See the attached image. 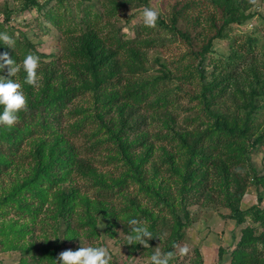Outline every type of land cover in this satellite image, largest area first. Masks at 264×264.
Masks as SVG:
<instances>
[{
    "label": "trees",
    "instance_id": "16d2710c",
    "mask_svg": "<svg viewBox=\"0 0 264 264\" xmlns=\"http://www.w3.org/2000/svg\"><path fill=\"white\" fill-rule=\"evenodd\" d=\"M96 1L90 0L89 5L83 6L80 3V10L74 11L68 6L67 0H59L60 7L64 8L63 15L57 13L55 5L43 10L44 5H40L37 0L25 1L24 9L38 6L44 18L64 33L61 37V54L39 51L29 34L23 32L17 36L14 29L8 31L6 26L12 18L10 13H6L4 21L0 20V32L8 31L16 40L15 49L0 45V53L7 52L18 63L29 52L41 58L37 84L23 85L27 97L26 108L18 114V120L12 127L0 125V177H7L12 170L15 175L8 178L21 175V181L7 190L4 197H0L1 211L5 215L11 211L24 214V210L31 207L36 219L37 211L51 200L53 212L50 211V217L55 224L54 234L64 230L65 236L72 225L79 230L87 226L88 230H95L92 215L100 211L95 200L91 199L95 203L93 205L83 196L82 203H78L80 208H75L77 203L73 207L72 199L77 192L73 193L62 182L71 173L79 176L90 173L93 163L98 161L96 156L103 157L99 158L101 163L115 166L123 161L122 168L126 166L131 172H137L149 159V153L144 154L141 150L142 138L150 137L148 127L154 125L150 120L154 117L161 122L158 126L155 123L158 127L155 138L174 143L169 149L162 144L161 150L167 158L176 150L177 156L181 158L180 165L170 162V172H175L172 174L176 176L175 180L181 177L182 186L169 188L163 202L168 207L180 204L185 220L178 213L176 232L168 236L166 251H172L183 235L178 233L179 229L187 226L189 220L185 192L194 190L192 195L202 194L206 201H217V197L230 209L229 216L238 224H244L249 219L252 224L260 223L261 230L247 223L241 228L238 240L234 241L235 247L230 250L222 247L219 250L220 255L231 251L230 264H245L248 261L257 264V243L264 242V206L260 204L264 199V172L258 174L249 156L264 145L263 119H260L264 113V57L254 53L258 45L257 38L246 36L238 47L234 40L233 51L226 61L212 58L210 71H196L200 77L207 73L208 82L201 83L200 91L196 92L192 85L183 87L184 82L191 80V74H186L185 80H179L172 87L170 84L176 81L173 78L180 79L181 76H174L161 58L157 59L160 69L148 73L149 69L144 63L145 50L141 48L144 43L141 35H149L161 27L189 45L194 38H200L203 41L200 48L188 52L203 59L211 50L212 39L201 32L193 38L187 30L178 29L176 21L180 12L177 14L175 11L171 14L170 22L160 17L155 27L143 25L136 29L132 39H125L122 30L114 28L113 20L115 12L124 3L110 0L103 3L102 9L101 1H98L99 4ZM210 2L224 16L221 24L213 19L214 23L222 25L216 35H222V29L229 23H242L255 15L253 11H246L256 0ZM189 4L187 1L182 6V12L188 9ZM215 9L211 11L212 14ZM66 20L68 26L64 30L62 25ZM39 24L46 29L41 21ZM105 30L108 32L102 33ZM153 40L148 39L146 44ZM262 48L264 56V44ZM48 55H52L53 59L43 60ZM5 69L7 72L4 76H7L8 68ZM137 70H145L148 74L138 81L135 78ZM24 75L21 70L16 78L23 82ZM208 89L214 92L206 98L203 94ZM183 91L187 92L186 97ZM223 97L225 99L219 103L218 100ZM84 98L90 99L86 106L79 102V99ZM182 98L188 99L189 103L198 100L186 108L190 113L186 117L190 128L173 126L179 116L177 107ZM236 98L241 104L235 102ZM216 105H224L225 108L221 106L214 110ZM233 106L236 107L235 111ZM170 108H174V111H170ZM79 136L86 141L78 145L75 139ZM252 185H256L258 202L243 209L242 202ZM95 189L94 196L99 204L107 198L116 199L118 191L115 187L97 185ZM45 210L49 211L47 208ZM73 215L78 218L75 223L72 221ZM133 217L137 218V215H127L119 222L121 225L127 224L128 219ZM20 230L23 231L21 235L27 233V230ZM153 236L150 241L156 238V231ZM42 241L47 244L51 242L47 236ZM30 248L27 246L26 250ZM46 251L43 253L45 256ZM48 256L49 262L56 264V255L50 249Z\"/></svg>",
    "mask_w": 264,
    "mask_h": 264
},
{
    "label": "rangeland",
    "instance_id": "374dc122",
    "mask_svg": "<svg viewBox=\"0 0 264 264\" xmlns=\"http://www.w3.org/2000/svg\"><path fill=\"white\" fill-rule=\"evenodd\" d=\"M26 0H0V20L4 21L6 13H10L12 17L8 22L7 30L13 31L17 36H20L25 32L34 40L39 51L49 53H59L62 51V31L48 22L41 9L37 7L28 8L25 6ZM36 1V0H35ZM68 6L73 8L74 11H79L81 5H89L90 0H67ZM85 3H84V2ZM93 1V0H91ZM101 1V8L104 9L103 3H107L110 0H97ZM122 1L123 6L115 12L113 20L115 21L114 28L121 29L124 33L125 39H132L135 36V31L138 27H142L143 20L141 13L145 7H154L160 12V17H163L166 21H171V14L175 11L179 13V19L176 21V25L180 30H187L189 34L194 38L198 33L206 34L211 38V50L206 53L205 59L203 57H194L188 51L192 49L196 51L202 44V39L194 38L191 45L182 41L179 36L174 37L173 32L159 27L155 31L141 35L142 49L145 50L144 63L148 67V73L151 74L155 69H160V65L157 61L161 58L171 71L173 75L181 76V78H173L176 81L185 78L186 74H191V82H184L183 87L188 88L191 86L195 88L196 92L202 89V82H208L207 71H210L212 65L210 64L212 58L227 60L228 56L232 53V44L234 40L236 45L244 41L247 37H256L257 46L254 51L255 55L264 57L263 44H264V0H256L246 12H255V15L242 23H229L221 31L222 35H216L217 30L222 25H217L213 22V19L221 24L222 12L220 9H215V5L210 0H118ZM189 1V7L186 11L182 12V6ZM40 5H44V9L55 5L57 13L63 15L64 8L60 7L59 0H37ZM66 5V2H65ZM100 7V5H98ZM215 13L212 14L211 11ZM225 11V10H224ZM174 12V13H175ZM67 17H70L67 15ZM159 17V18H160ZM68 19V18H67ZM106 20V18H104ZM70 20V19H68ZM42 22L46 27H41L39 22ZM210 25V26H209ZM217 25V26H216ZM63 29L66 30L68 26L67 20L63 23ZM216 26V28H212ZM225 26V25H223ZM31 30V31H30ZM7 31V32H8ZM204 31V32H202ZM108 30L102 31L106 34ZM64 34V33H63ZM173 34V35H172ZM154 39L153 42L146 44L147 40ZM235 45V46H236ZM53 59L52 55H48L43 58L45 61ZM245 61V60H244ZM244 61L241 65L244 64ZM247 63V62H246ZM203 69L205 72L204 77H200V73L196 71ZM7 70H3L0 75H3ZM127 72V71H126ZM125 72V73H126ZM129 73V72H127ZM138 81H141L148 73L145 70H137ZM134 78V79H135ZM133 79V80H134ZM185 80V79H184ZM193 90V91H194ZM213 91L209 89L203 94L208 98ZM183 96L186 97L187 92L183 91ZM226 95V93H225ZM224 95V96H225ZM228 96V94H227ZM79 99V102H83L86 106L87 101L90 99ZM218 100L221 103L224 100ZM186 98H182V102L179 103L178 113L179 116L173 123L175 127H189L186 122V117L189 116V111L186 110L191 104L198 102L194 99L192 103ZM235 102L241 104V101L237 98ZM221 106H214V110L220 109ZM228 104H226V107ZM175 108V107H174ZM174 108H170V111H174ZM236 107L233 106V111ZM241 114L238 115V117ZM263 119L261 125L264 126V113L261 114L260 119ZM259 119V121H260ZM154 125H149L148 130L151 133L149 138H142V149L144 154L149 153V159L144 161V166L137 172H131L130 168L125 166L122 168L123 161H120L117 166L111 164L101 163L99 157L96 156L98 161L93 163V169L85 176L76 175L71 173L69 178L63 181V185L69 186L72 192H77L72 199L73 207L79 209L78 203H82V197H87V201L95 203L91 200H95L97 211L92 216V220L95 222V230H88V226L82 230L72 225V229L69 228V232L64 234V230L58 231L54 234V220L50 217V213L53 212L52 201L49 200L46 206H43L37 211L38 216L34 218L36 214L30 208L24 210V214H17L13 211L5 215L0 209V264H51L49 262V249L55 253L57 259L58 254L61 251L72 249L76 250L83 246H107L109 251L113 254L112 264H150L149 257L154 248L159 246L162 251H166L168 246V236L176 232L177 227L176 216L179 215L183 220V209L180 208V204H176L172 207H168L164 202V195L169 188L182 186L181 177H177L175 172H170L172 167L171 163L181 164V158L177 156V151L171 152V156L167 158L165 153L161 150L162 144H165L167 148H172L174 143L169 144L167 141L159 140L155 138V134L158 131L156 125H161V122L157 118L150 119ZM61 127V124H59ZM163 127V125H162ZM190 128V127H189ZM82 135L84 133H81ZM85 138V137H84ZM86 139V138H85ZM84 141L82 136L77 137L75 142L79 145ZM153 151V152H152ZM244 158L245 155L241 154ZM252 165L257 170L258 174L264 172V145L260 150H254L250 153ZM174 159V162L172 161ZM171 162V163H170ZM177 165V164H176ZM180 171V170H179ZM9 173V172H8ZM14 173L10 171L7 177H0V197H4L6 191L11 189L14 184L21 181V175H17L12 178H8ZM257 174V175H258ZM15 174H13L14 176ZM97 185L108 187H115L118 191L116 193V199L107 198L106 201L98 203L95 198ZM256 185H252L248 188L245 199L242 202V208L246 209L254 203L258 202V193L255 188ZM82 187V188H81ZM81 189V190H79ZM85 189L87 191H85ZM259 190V189H258ZM195 191L185 192L187 200L186 209L189 212V220L187 226L181 227L178 233H182V237L178 239V247H172V251L177 253L175 257V264H230L231 263V251L230 248L235 247L234 241L238 240L241 235V228L247 223L249 225H255L261 230L260 223L252 224V220L245 222L244 224H238L235 219L229 216L230 209L225 207L222 202L203 200V195H192ZM132 202L134 205H132ZM177 202V200L175 201ZM260 204L264 206V199L260 201ZM48 206V207H47ZM128 208H125L127 207ZM1 207V206H0ZM33 209L36 204L32 206ZM49 209L46 211L45 209ZM132 208V210H131ZM51 211V212H50ZM127 215H137L138 219L143 220L152 232L156 231L157 236L163 237L160 240L159 237L149 240L150 247L145 248L143 245H128L125 244L126 232L129 226L127 224H120V220ZM72 221L75 223L76 218L73 215ZM111 228L113 230H111ZM27 230V233L21 235L23 231ZM257 233L259 231L257 230ZM48 237L51 240V244L42 241L44 237ZM56 238V239H53ZM81 238V240L79 239ZM43 242V244H41ZM25 246V248L22 247ZM254 245V244H253ZM30 246V250L27 251L26 247ZM48 246V247H47ZM187 246L189 252L186 255H179V247ZM257 257L259 260L257 264H264V242L258 241ZM229 249L225 253L220 255V248ZM46 251V256L43 254ZM245 264H251L250 261Z\"/></svg>",
    "mask_w": 264,
    "mask_h": 264
},
{
    "label": "clouds",
    "instance_id": "9594fccd",
    "mask_svg": "<svg viewBox=\"0 0 264 264\" xmlns=\"http://www.w3.org/2000/svg\"><path fill=\"white\" fill-rule=\"evenodd\" d=\"M143 24L147 27H155L160 17V12L154 7H145L141 13ZM0 45H6L15 49L14 35L0 32ZM41 66L39 55L29 52L22 62L18 63L7 52L0 53V71L8 68V75H0V125L12 127L18 120V114L27 106V97L23 85L35 86L40 79L38 69ZM23 71V82L17 79V74ZM126 232L128 245H143L150 247L149 240L153 238V232L147 224L138 218H130ZM159 237L162 240L163 237ZM56 239V238H53ZM81 240V238H79ZM82 241V240H81ZM178 247L174 245V248ZM149 257L150 264H175V251H162L159 246ZM187 246L179 247V255L188 254ZM113 254L107 246H83L76 250L67 249L58 254L56 264H112Z\"/></svg>",
    "mask_w": 264,
    "mask_h": 264
}]
</instances>
